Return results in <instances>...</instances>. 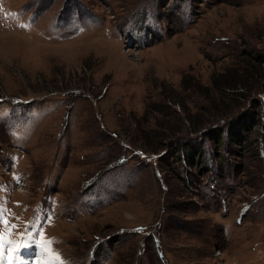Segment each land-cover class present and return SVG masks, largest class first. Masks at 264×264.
<instances>
[{
	"label": "rangeland",
	"instance_id": "rangeland-1",
	"mask_svg": "<svg viewBox=\"0 0 264 264\" xmlns=\"http://www.w3.org/2000/svg\"><path fill=\"white\" fill-rule=\"evenodd\" d=\"M0 206L53 264H264V0H0Z\"/></svg>",
	"mask_w": 264,
	"mask_h": 264
},
{
	"label": "snow or ice",
	"instance_id": "snow-or-ice-1",
	"mask_svg": "<svg viewBox=\"0 0 264 264\" xmlns=\"http://www.w3.org/2000/svg\"><path fill=\"white\" fill-rule=\"evenodd\" d=\"M15 15V14H13ZM5 209L0 206V223H7L3 219V212ZM47 243L46 241H40L39 242V247L41 250L49 251L45 249L43 246ZM36 246L37 242L36 241H31L28 243H17L16 241H7L5 242V236L3 232H0V260L3 259V254L4 251L7 250L8 252V259L6 261V264H53L54 261L59 259V254L58 253H51V260L50 261H45V260H33L32 256L37 255L38 253L36 252ZM24 252H29L30 255L25 258L23 253Z\"/></svg>",
	"mask_w": 264,
	"mask_h": 264
},
{
	"label": "trees",
	"instance_id": "trees-1",
	"mask_svg": "<svg viewBox=\"0 0 264 264\" xmlns=\"http://www.w3.org/2000/svg\"><path fill=\"white\" fill-rule=\"evenodd\" d=\"M258 63H260L259 61H257ZM246 68L245 67H242L241 68V70L238 72V70H235V72L234 73H237V75H239V78L234 82H232V81H227V82H224L223 84L222 83H217L215 80H212L211 79V84H213V86H220L221 84H222V86L223 85H225L226 87H229V86H231L232 87V89L234 90H232L233 92H231V94L232 93H234V92H236V91H239L238 90V88L240 89V88H247L248 86H246V85H244V83L247 81V79H248V76H246L247 74H246ZM241 76H246V77H241ZM228 85H227V84ZM230 84V85H229ZM234 85V86H233ZM249 85H251V83L249 84ZM243 98H244V94H242L241 95ZM221 110V109H220ZM230 110V109H229ZM227 111V110H226ZM221 112H224V110H221ZM247 120L249 119V121H250V118H246ZM243 122H245V119L243 120ZM239 124H241V123H239ZM238 124V125H239ZM238 125H235V127H237ZM215 126H217V125H215ZM218 136L216 135L215 136V138H218V140L220 139V137H219V135L221 136V131H223V128H219L218 127ZM227 130V129H226ZM235 130H237V128H235ZM234 130V131H235ZM227 132V134H228V137H230V138H232V135H233V132H231V131H229V130H227L226 131ZM235 133H237L236 131H235Z\"/></svg>",
	"mask_w": 264,
	"mask_h": 264
},
{
	"label": "bare ground",
	"instance_id": "bare-ground-1",
	"mask_svg": "<svg viewBox=\"0 0 264 264\" xmlns=\"http://www.w3.org/2000/svg\"><path fill=\"white\" fill-rule=\"evenodd\" d=\"M43 247H44V246H43ZM44 248H45V247H44ZM35 250H36V252L38 253L37 255H38L39 257H37V258L35 259V256H36V255H35V256H32V259H33V260H37V259H38V260L50 261V260H49L50 258L45 257L46 255H50V252L46 253L45 250H41V248L39 247V245L36 246V249H35ZM51 253H53V252H51ZM23 255H24L25 258H27V257L30 255V253H29V252H24ZM59 260H60V259H59ZM60 261H62V260H60ZM60 261H59V262H60ZM62 262H63V261H62ZM17 264H18V262H17ZM61 264H62V263H61Z\"/></svg>",
	"mask_w": 264,
	"mask_h": 264
}]
</instances>
